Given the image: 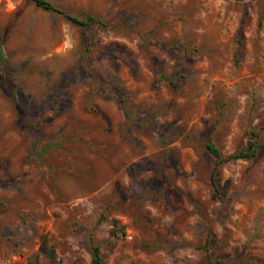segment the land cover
I'll use <instances>...</instances> for the list:
<instances>
[{"label": "rangeland", "instance_id": "374dc122", "mask_svg": "<svg viewBox=\"0 0 264 264\" xmlns=\"http://www.w3.org/2000/svg\"><path fill=\"white\" fill-rule=\"evenodd\" d=\"M47 1L100 24L0 0V264H264V0Z\"/></svg>", "mask_w": 264, "mask_h": 264}, {"label": "trees", "instance_id": "16d2710c", "mask_svg": "<svg viewBox=\"0 0 264 264\" xmlns=\"http://www.w3.org/2000/svg\"><path fill=\"white\" fill-rule=\"evenodd\" d=\"M31 1L37 8H39L42 11L45 12H56L61 15H64L69 21H71L73 24L85 28L89 24H100L99 19L93 17V16H85L84 18H77L74 16H70L68 14H65L63 11L58 10L55 8L49 1L47 0H29ZM0 64H4V56H3V51H2V46L0 42ZM255 135L252 134V137ZM207 150L208 152L215 158V160L218 162V164H226L229 162L237 161V160H244V161H249L252 160L256 157L257 151H258V146L255 141L251 139L250 142H248L247 147L243 149L242 151L229 156L228 158L223 159L219 153V151L212 145L208 144L207 145ZM211 183L215 185V174L211 175ZM115 229L112 231L113 233H116V226L117 223L114 222ZM45 243V242H44ZM205 253H207V250L204 248L203 250ZM37 258L34 257L32 261H30L29 264H37ZM91 264H102V257H101V252H100V247L98 245H93L92 246V262Z\"/></svg>", "mask_w": 264, "mask_h": 264}]
</instances>
